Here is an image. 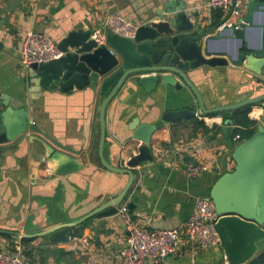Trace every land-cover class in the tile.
I'll list each match as a JSON object with an SVG mask.
<instances>
[{
	"label": "crops",
	"instance_id": "0c3cea01",
	"mask_svg": "<svg viewBox=\"0 0 264 264\" xmlns=\"http://www.w3.org/2000/svg\"><path fill=\"white\" fill-rule=\"evenodd\" d=\"M167 1L0 0V90L13 106H26L28 124L39 131L0 145V230L37 234L76 221L114 198L127 181L126 175L107 171L99 161L98 107L103 99L99 86L65 93L40 88L33 73L20 63L25 34H45L57 44L73 30L100 28L109 14L141 26ZM174 3L206 29H216L213 34L219 32L220 14L209 8L207 0ZM257 21L264 22V15H258ZM247 38L251 45L257 42L254 32ZM187 74L207 109L264 94L255 76L241 67H200ZM181 86V90L159 86L146 94L127 82L106 106L103 158L113 167H121L137 153L139 142L132 139L130 128L133 120L155 126L150 139L153 163L133 170L134 181L122 204L132 202L129 215L140 227L181 228L193 209L196 198L192 194L213 185L235 166L232 153L239 143L233 136L224 137L223 117L201 115L192 92ZM182 109H190L196 116L177 123L162 120L164 113ZM263 113L260 105H255L249 118L258 124ZM44 144L54 154L66 156L64 164L74 161L76 169L58 176L60 163ZM189 163L202 164L208 170L189 179ZM127 236V227L116 214L91 218L72 229L67 244L53 245L47 236L23 242L0 234V250L20 248L28 255L29 264H124L119 252ZM160 264L226 261L221 243L200 250L182 240L176 254Z\"/></svg>",
	"mask_w": 264,
	"mask_h": 264
},
{
	"label": "water",
	"instance_id": "95a60500",
	"mask_svg": "<svg viewBox=\"0 0 264 264\" xmlns=\"http://www.w3.org/2000/svg\"><path fill=\"white\" fill-rule=\"evenodd\" d=\"M258 15H264V0H248L240 29L213 34L216 29H206L190 18L183 7H176L174 0H169L155 11L151 20L137 27L132 39L108 33L106 45L97 47L91 39V31L77 29L69 32L56 44L63 53L62 57L30 68L39 87L51 92L58 89L65 93L99 86V94L103 98L98 107L99 161L107 171L126 175V184L114 198L76 221L59 224L37 234L5 230H0V234L17 241L47 236L53 245L67 244L72 229L91 218L103 219L117 214L133 184V170L143 163L151 165L154 159L150 139L155 126L139 125L138 120L130 124L132 139L139 142L137 153L121 167H113L103 158L106 106L127 82H133L146 94L155 92L159 86L181 90L183 84L196 98L199 113L203 116L244 106L252 108L257 104L264 112V94L207 109L187 74L190 69L200 67H241L253 74L256 83L264 90V22L257 21ZM249 32L257 36V42L252 45L247 38ZM195 116L194 111L182 109L164 113L162 120L177 123ZM223 131L225 138L233 136L231 120L224 121ZM27 132L39 131L28 124L26 106H13L0 90V145L13 142ZM44 146L60 163L56 172L58 176L76 169L74 161L64 164L66 156L54 154L49 146ZM232 159L235 166L231 172L192 196L213 202L219 216L215 229L223 246L226 264H264V113L252 137L233 150ZM132 205L128 202V212Z\"/></svg>",
	"mask_w": 264,
	"mask_h": 264
},
{
	"label": "built area",
	"instance_id": "2783aa9c",
	"mask_svg": "<svg viewBox=\"0 0 264 264\" xmlns=\"http://www.w3.org/2000/svg\"><path fill=\"white\" fill-rule=\"evenodd\" d=\"M210 9L220 14L219 31L238 30L243 24L247 0H207ZM137 26L117 14L105 17L100 28L91 32L97 47L106 45V35L115 34L132 39ZM20 63L28 69L34 64L47 63L63 56L57 45L45 34L28 32L20 47ZM234 138V137H233ZM237 142V138H234ZM202 164H187L186 175L196 179L207 172ZM117 214L127 227L128 236L119 257L124 264H160L176 254L177 246L184 240L190 247L206 250L221 242L215 229L219 219L211 200L195 199L193 209L179 229H149L138 226L130 217L127 207L120 205ZM28 255L20 248L0 250V264H29Z\"/></svg>",
	"mask_w": 264,
	"mask_h": 264
},
{
	"label": "trees",
	"instance_id": "16d2710c",
	"mask_svg": "<svg viewBox=\"0 0 264 264\" xmlns=\"http://www.w3.org/2000/svg\"><path fill=\"white\" fill-rule=\"evenodd\" d=\"M250 112L251 106H244L230 112L208 114L205 117L214 118L221 115L224 121L231 120L234 127L233 137H236L237 142L241 143L251 138L256 131L257 123L249 118ZM3 236L13 238L8 235ZM22 240L23 242H29V239Z\"/></svg>",
	"mask_w": 264,
	"mask_h": 264
},
{
	"label": "rangeland",
	"instance_id": "374dc122",
	"mask_svg": "<svg viewBox=\"0 0 264 264\" xmlns=\"http://www.w3.org/2000/svg\"><path fill=\"white\" fill-rule=\"evenodd\" d=\"M247 3H248V0H247ZM247 8H248V5L246 4L245 7H244V10H247ZM29 70L33 73V77L35 78L34 72L31 70V68H29ZM257 105H260V104H257Z\"/></svg>",
	"mask_w": 264,
	"mask_h": 264
},
{
	"label": "flooded vegetation",
	"instance_id": "af4514ba",
	"mask_svg": "<svg viewBox=\"0 0 264 264\" xmlns=\"http://www.w3.org/2000/svg\"><path fill=\"white\" fill-rule=\"evenodd\" d=\"M138 27V26H137Z\"/></svg>",
	"mask_w": 264,
	"mask_h": 264
}]
</instances>
